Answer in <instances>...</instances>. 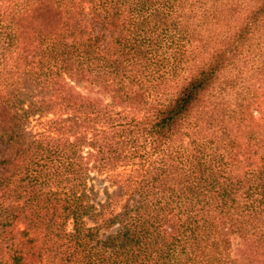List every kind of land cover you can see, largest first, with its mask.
Here are the masks:
<instances>
[{"label":"trees","instance_id":"trees-1","mask_svg":"<svg viewBox=\"0 0 264 264\" xmlns=\"http://www.w3.org/2000/svg\"><path fill=\"white\" fill-rule=\"evenodd\" d=\"M0 264H264V0H0Z\"/></svg>","mask_w":264,"mask_h":264},{"label":"rangeland","instance_id":"rangeland-1","mask_svg":"<svg viewBox=\"0 0 264 264\" xmlns=\"http://www.w3.org/2000/svg\"><path fill=\"white\" fill-rule=\"evenodd\" d=\"M79 86L81 85V84H78ZM31 123H35V121L34 120H32V122ZM94 184H95V186H96V188L97 189H101V184H99L98 182H96V181H94ZM99 197H102V194L100 193L99 194Z\"/></svg>","mask_w":264,"mask_h":264}]
</instances>
